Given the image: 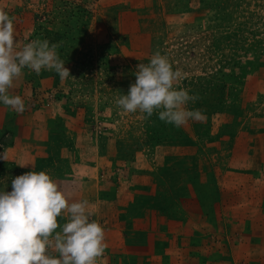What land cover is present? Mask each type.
Segmentation results:
<instances>
[{"label": "rangeland", "instance_id": "rangeland-1", "mask_svg": "<svg viewBox=\"0 0 264 264\" xmlns=\"http://www.w3.org/2000/svg\"><path fill=\"white\" fill-rule=\"evenodd\" d=\"M0 10L18 49L57 44L72 76L25 69L10 89L25 110L0 104V190L45 170L70 201L87 200L105 229L97 264H264V0H0ZM157 51L202 120L175 127L118 106Z\"/></svg>", "mask_w": 264, "mask_h": 264}, {"label": "clouds", "instance_id": "clouds-1", "mask_svg": "<svg viewBox=\"0 0 264 264\" xmlns=\"http://www.w3.org/2000/svg\"><path fill=\"white\" fill-rule=\"evenodd\" d=\"M58 48L37 38L18 49L14 17L0 10V104L17 113L25 110L24 98L10 93L25 69L72 77ZM135 75V83L117 100L125 112L156 114L175 127L203 119L200 110L187 107L198 97L176 84L179 73L159 51L140 63ZM11 184V191L0 190V264H97L107 247L105 229L91 219L87 200L70 201L45 170L26 172ZM62 216L65 222L59 224Z\"/></svg>", "mask_w": 264, "mask_h": 264}]
</instances>
